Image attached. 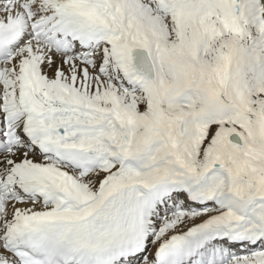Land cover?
I'll return each mask as SVG.
<instances>
[{
  "label": "snow or ice",
  "instance_id": "snow-or-ice-1",
  "mask_svg": "<svg viewBox=\"0 0 264 264\" xmlns=\"http://www.w3.org/2000/svg\"><path fill=\"white\" fill-rule=\"evenodd\" d=\"M0 264H264V0H0Z\"/></svg>",
  "mask_w": 264,
  "mask_h": 264
}]
</instances>
